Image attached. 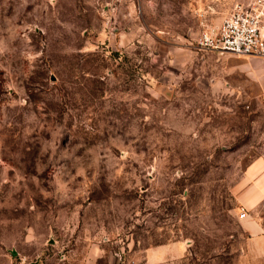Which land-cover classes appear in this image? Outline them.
<instances>
[{
	"label": "rangeland",
	"instance_id": "1",
	"mask_svg": "<svg viewBox=\"0 0 264 264\" xmlns=\"http://www.w3.org/2000/svg\"><path fill=\"white\" fill-rule=\"evenodd\" d=\"M237 1L0 0V264H264V57L196 42Z\"/></svg>",
	"mask_w": 264,
	"mask_h": 264
},
{
	"label": "built area",
	"instance_id": "2",
	"mask_svg": "<svg viewBox=\"0 0 264 264\" xmlns=\"http://www.w3.org/2000/svg\"><path fill=\"white\" fill-rule=\"evenodd\" d=\"M196 42L202 50L264 57V0H238L219 23L204 26Z\"/></svg>",
	"mask_w": 264,
	"mask_h": 264
},
{
	"label": "crops",
	"instance_id": "3",
	"mask_svg": "<svg viewBox=\"0 0 264 264\" xmlns=\"http://www.w3.org/2000/svg\"><path fill=\"white\" fill-rule=\"evenodd\" d=\"M251 59L256 60L262 58L251 56ZM243 179L244 182L238 191L237 198L241 205L250 209L264 201V155L254 158L247 165ZM242 226L247 233L254 236L256 247L259 253L264 256V223L247 216L246 213L242 216Z\"/></svg>",
	"mask_w": 264,
	"mask_h": 264
}]
</instances>
